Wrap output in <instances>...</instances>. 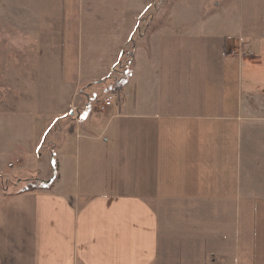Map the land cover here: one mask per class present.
Returning <instances> with one entry per match:
<instances>
[{
  "label": "crops",
  "instance_id": "1",
  "mask_svg": "<svg viewBox=\"0 0 264 264\" xmlns=\"http://www.w3.org/2000/svg\"><path fill=\"white\" fill-rule=\"evenodd\" d=\"M224 4L209 30L146 29L117 104L61 121L53 185L0 206V264H264V0ZM1 7L8 134L28 124L10 119L8 56L21 40L9 27L21 26ZM47 123L18 144L10 171L28 162L37 180L53 177H41L34 146Z\"/></svg>",
  "mask_w": 264,
  "mask_h": 264
},
{
  "label": "rangeland",
  "instance_id": "2",
  "mask_svg": "<svg viewBox=\"0 0 264 264\" xmlns=\"http://www.w3.org/2000/svg\"><path fill=\"white\" fill-rule=\"evenodd\" d=\"M2 1L4 10H11L12 20L18 14L21 26L20 32L12 24L9 27L11 43L14 34L21 40V45H12L8 56L9 62L17 63L14 68L9 64L10 107L16 110L10 119L19 115L28 125H15L8 134L0 126V206L24 188V182L17 180L39 177L32 163L14 171L7 168V161L20 160L18 144L32 128L50 123L41 142L36 140L34 146L40 156L41 177L54 176L53 155L56 160L62 146L56 137L61 121L67 123L72 113L85 105L96 111L110 93L108 87L124 75L127 84L130 59L145 38L146 29L173 23L178 30L179 25L197 28L199 24L209 30L213 20L224 22L226 18V0H0V10ZM121 24L127 28L124 32L117 29ZM1 28L0 22V46ZM1 85L0 102L8 93L7 80ZM32 119L38 120L36 126Z\"/></svg>",
  "mask_w": 264,
  "mask_h": 264
},
{
  "label": "trees",
  "instance_id": "3",
  "mask_svg": "<svg viewBox=\"0 0 264 264\" xmlns=\"http://www.w3.org/2000/svg\"><path fill=\"white\" fill-rule=\"evenodd\" d=\"M123 77L120 78L121 80H119L118 82L113 84L111 87H108V90H110V92L118 93V94L121 95L123 87L126 85V81L123 80ZM52 163H53V167L55 169V174L50 180H48V181H40V180H37V179H26L24 181L17 180V182H20V181L24 182V188H22L20 191H18V193H21V192H32V191H36V190H39V189H48V188H50L53 185L54 181L58 177V174H57V162L55 160L54 155H53ZM3 184H4V182L2 181L1 185H3ZM6 188H7L6 185H4L3 189L6 190Z\"/></svg>",
  "mask_w": 264,
  "mask_h": 264
},
{
  "label": "built area",
  "instance_id": "4",
  "mask_svg": "<svg viewBox=\"0 0 264 264\" xmlns=\"http://www.w3.org/2000/svg\"><path fill=\"white\" fill-rule=\"evenodd\" d=\"M118 100H119V94L110 92L105 96V98L103 99V102L100 104V108L98 109L103 111L107 107L117 104Z\"/></svg>",
  "mask_w": 264,
  "mask_h": 264
}]
</instances>
